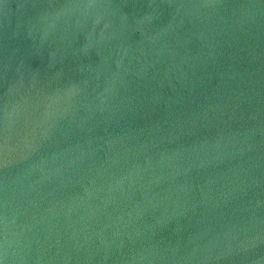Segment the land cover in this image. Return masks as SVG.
I'll list each match as a JSON object with an SVG mask.
<instances>
[{"label": "water", "instance_id": "obj_1", "mask_svg": "<svg viewBox=\"0 0 264 264\" xmlns=\"http://www.w3.org/2000/svg\"><path fill=\"white\" fill-rule=\"evenodd\" d=\"M0 264H264V0H0Z\"/></svg>", "mask_w": 264, "mask_h": 264}]
</instances>
